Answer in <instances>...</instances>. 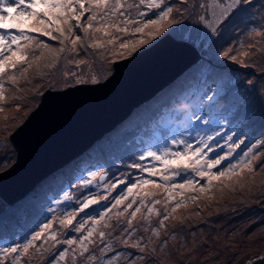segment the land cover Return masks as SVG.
I'll use <instances>...</instances> for the list:
<instances>
[{
  "label": "trees",
  "instance_id": "obj_1",
  "mask_svg": "<svg viewBox=\"0 0 264 264\" xmlns=\"http://www.w3.org/2000/svg\"><path fill=\"white\" fill-rule=\"evenodd\" d=\"M126 2L138 5L139 0H126ZM210 2L211 0H187V4H182L179 0H165V4L173 8V12L169 21L161 23L158 31L150 26L145 28L143 33H135L136 25L130 24L127 32H117L111 25L124 27L121 23L124 17L119 16L118 13L105 25L103 31L97 32L94 29L105 23L99 20L98 14V22H93V29H90L87 35L82 29L79 31L74 29V34L69 36L64 45L60 44L59 39L51 40L40 33L29 32V35L36 37L37 40L33 41L30 51L26 50L28 62L18 64L16 69H9L2 78L5 98L0 101V108H3V111H0V132L5 137H9L8 134L13 131L15 123L22 121L35 108L41 94L46 89H63L69 85H75L74 77L85 81V83H93V78L97 82L102 81L111 74L113 62L134 55L166 33H171L177 39H184L199 45L197 41L202 42L210 32V29L205 28L199 20V16L204 13L208 22H211L212 19L210 16L208 17L209 11L213 10L212 13H214V10H218V8L207 7ZM228 2L229 0H219L222 6H226ZM201 3L206 4V8H200L199 4ZM254 5L247 6L243 13L234 10L227 18L223 19V22L217 27L215 35L217 37L211 40L208 51L203 53L204 59L199 60L194 67H190L168 87L160 91L155 99L143 103L122 124L96 141L77 158L40 182L23 201L20 200L14 205H7L1 201L0 249H3L7 244H13L15 237L30 229V225L38 216L37 214L44 213L42 210L45 205L51 203L52 211L57 212L59 204H54V201L58 202L59 200H55V198L58 199L60 194L67 193L74 188L75 184L80 183L83 177L90 174L92 168L106 174L108 183L114 182L115 159L126 154V149H130L131 146L145 144L157 137L156 130L167 129L163 125L166 121L180 119L186 106L193 104L209 85L214 84L215 88H219L220 91L222 88L227 89L230 87L229 85L233 86V89H240L244 82L252 81L251 85L256 87L260 76L264 74L261 69L264 67V39L256 36L254 29L264 31V27H262L264 26V0H254ZM85 6L88 7L87 0ZM143 7L141 5L122 9V11H126L130 18L137 19L136 16ZM242 7L244 6L242 5ZM176 9H180V11L177 12ZM37 10L39 11V9ZM216 13H219L218 16L222 15L221 12ZM89 15H91V11L86 12L85 16L81 18L82 27L87 26L86 18ZM172 20L177 23H171ZM18 21L20 20L9 22L16 23ZM138 22L142 23V21ZM72 23L74 25L75 21ZM242 23L245 27L253 30L251 36L253 40L249 43V49H247L249 54L246 61L240 60L234 65H238L240 69L245 67L246 74L241 70L231 69L228 71L229 69L226 68L231 65L226 61L216 59V53L219 55L221 51L226 52L225 49H221L219 44H228V41H232L230 36L226 37L225 34L230 32L236 24ZM34 24V18H29L21 26L28 30ZM41 27L43 30L50 31L43 25ZM150 32L155 36V39L148 35ZM197 33L200 39L195 42L189 39L190 36ZM52 35L59 36V33L53 31ZM65 35H68L67 32ZM75 35H79L81 40L77 42L75 51H71L73 46L70 40L74 39ZM141 39L146 42L140 44ZM37 41L47 43L49 48H43L42 45L36 47ZM122 42H129L130 45L135 44V48L130 53L129 50H122L119 47ZM96 45L103 46L97 47ZM250 45H255V47H250ZM61 47H64L65 51L59 53L58 57H53L50 49L59 50ZM252 57L255 60H251ZM223 67H226L225 70H221ZM10 77H14L15 81L13 82ZM223 80H229L227 87L226 83H222ZM245 95H255V93L249 91L243 96ZM231 96H228L227 99ZM241 99H243L242 96ZM250 101L251 115L248 117L245 127L255 121L264 125V94L260 93L259 96L252 97ZM215 105L217 108H224L227 103L221 101ZM243 115L244 113L242 117ZM240 118L241 105L239 104L236 115L231 119L236 121ZM3 120H6L4 124H2ZM7 130H9L8 134ZM256 149H260V151L258 152ZM246 160L250 163H244ZM12 163L8 161L4 166H0V171ZM238 163L239 167L234 174L220 180H213L211 185H208L206 181L203 187L196 188L195 185L175 191L149 187L148 195H145L146 188H143L133 191L124 200L142 198L150 204L148 207H152L155 200H160L161 203L155 204V211L152 213H148L147 207H142L141 211L133 218L131 212L134 211V208L125 213L120 212L117 206L118 211L109 212L115 203L112 201L113 194L120 190L117 188L112 193H108L104 208L92 214L79 213L76 217L90 221L92 217L88 218V216L97 213L100 218V214L107 213L103 220H99L96 226L98 227L97 233L92 238L94 242L101 240L99 232L103 231L105 233L103 240H106L107 244H113L114 248L116 247L113 252L103 253L106 255L103 264L116 257L122 258L120 264H245L248 260L254 259L264 252V142L257 148H253L248 157L242 155ZM249 168H252L253 171L250 172ZM159 181L161 185L164 184L162 180ZM104 189L105 187L98 189L97 194ZM169 195L174 199L170 201ZM194 197L195 199H193ZM73 201L74 204L79 205L77 199H73ZM177 203H180L178 208H176ZM173 208H176L175 212H172ZM73 211H78V208L70 210V212ZM157 211L159 216L156 215ZM169 213L171 215L165 220V226L161 227L159 221ZM129 219H132L131 226L127 224ZM153 230L159 231L160 235H153ZM74 232H76L75 228ZM82 232L76 233L80 235ZM60 236L57 234V238L62 242ZM137 243L138 247L133 246ZM62 245H64L63 249L67 246L63 243L56 246L59 248ZM49 246L45 244L41 251H46L45 249H48ZM76 246L73 245V248ZM141 247L144 248L142 252L140 251ZM39 252L37 247L30 248L29 252L24 255L26 259H21V264H47L49 259L44 262L45 257H40ZM80 258L78 250L76 260ZM10 259L13 260L14 255L5 257L6 261H11ZM72 263L73 261H71Z\"/></svg>",
  "mask_w": 264,
  "mask_h": 264
},
{
  "label": "snow or ice",
  "instance_id": "obj_2",
  "mask_svg": "<svg viewBox=\"0 0 264 264\" xmlns=\"http://www.w3.org/2000/svg\"><path fill=\"white\" fill-rule=\"evenodd\" d=\"M182 4H187V0H179ZM86 0H0V101H2L4 97V84L2 82V78L9 69H16L18 64L27 63L28 55L26 50H31V45L33 41H36L37 38L29 35V32L40 33L42 36L49 37L51 40L59 39L61 45L65 44V41L68 40L69 36L74 34V29L76 31L83 30V32L87 35L90 29H93V22L97 21L98 14L99 20L104 21L105 23L101 25V27L94 29V31H103L105 25H107L112 17L119 16L124 17L121 21L124 27H119L117 25H111L115 27L117 32H127L128 25L135 24L136 27L134 29L135 33H143L145 28L154 27L157 31L160 28L162 22L169 21V18L173 12V8L165 4V0H139L137 4H127L126 0H87L88 7L85 6ZM144 6L148 10L152 9H160L157 12V19H147L146 22L140 23L136 18H130L126 11H122V9H130L138 6ZM242 5L244 7H242ZM78 6V7H77ZM247 6H255L254 0H229L226 6H222L219 3V0H211L210 3L207 4L209 8H221L222 15L220 17H215V13H213L214 23L208 22L204 15L199 16V20L204 24L205 28L210 29L211 34H216L217 27L220 23L223 22V19L227 18V16L233 12L234 10H238L240 12H245ZM200 8H206V4H199ZM40 9L39 11L37 9ZM91 11V15L87 16V26L82 27L81 18L85 16L86 12ZM177 12L180 9H176ZM148 13L146 11H142L139 13V16H146ZM18 17H23V21H18L16 23H11L9 21H17ZM28 18H34L35 24L28 30H25L21 25L25 23ZM72 21H75V25H73ZM171 23H177V21L172 20ZM41 25L50 29L43 30ZM264 27V26H262ZM15 30L13 32L12 30ZM59 33V36H53L52 32ZM256 36L264 39V31L254 29ZM67 32L68 35H65ZM105 34H107L105 32ZM153 39L155 36L150 32L148 33ZM205 38H208L207 35ZM190 40L195 42L200 39L199 34L190 36ZM81 40L79 35H75L74 39L70 40L73 48L71 51H75V46L78 41ZM23 42V43H21ZM111 43V41H109ZM143 39L139 41L140 44L145 43ZM49 48V45L43 41H37L36 47ZM97 47H102L103 45H96ZM122 50H131L135 48V44H131L129 42H122L119 45ZM250 47H255V45H250ZM53 57H58V54L65 51L64 47H61L59 50L50 49ZM232 49L223 53L224 56L228 57L229 52ZM43 54V52H41ZM122 54V53H121ZM248 55V53H245ZM233 61H236V56L232 55L230 57ZM29 67L31 65L29 64ZM27 71V69H25ZM13 82L15 81L14 77H10ZM93 83H96V79L93 78ZM209 100H212L213 97H208ZM0 111H3V108H0ZM196 120H203L205 124H209L210 126L215 124L216 121H209L200 115L195 116ZM215 132V135L209 134L206 138H201L198 140L196 146L193 143L180 139L173 140L172 144L176 146L175 150L164 147L159 151L149 150L146 153L140 154V159L145 160L147 158H151L155 163L143 166L139 163H134L132 167L139 169L141 172H146L150 177L159 176L162 181H164L163 185L157 184L155 181L151 179H140V184H151L153 187H161L164 186L166 188L175 189L177 187L183 188L185 186L193 187L199 181L195 179H188L184 177L185 183L183 185H169L170 180H175L177 176H180L182 173H190L194 174V176L199 177L201 180L206 179L208 185L212 184L213 180H220L223 177L231 176L234 174L239 164H234L231 162V157L233 153L236 152V149L240 148L241 144L244 143V140H236L233 139L234 135H237L235 132L232 134H225L224 139L226 142L227 151L223 152V154H215L212 158L209 157L210 153H215V149L211 146L209 141H214L216 136H220L221 133L216 131L215 128L212 129ZM238 138V137H237ZM182 146V147H181ZM223 148V146H221ZM252 153V148L249 147L247 151L243 153L244 157H248ZM227 162V163H225ZM244 163H250V161L246 160ZM159 165V167H157ZM223 166V167H222ZM215 169V171H213ZM249 171H253L252 168H249ZM104 180L105 175L100 172H92L90 176L82 179L81 186L84 188H89L97 179ZM118 184H125L124 180H119ZM117 183H113L109 186L106 184V189H115L117 187ZM127 191L125 194H122L119 198L115 200V204L112 207H116L117 205H121L125 199L129 195L132 194L133 189L138 187L136 182L125 185ZM203 190V189H201ZM145 195H148L147 193ZM169 200L174 199L169 195ZM65 201L72 200L71 195H65L63 197ZM100 199H107L106 196L101 197ZM100 199L96 198L93 195H85L82 201L79 204L78 211L67 212L64 218L59 219L58 223L63 228H69L74 226V221L76 216L79 213H84L87 209L92 205H96L100 202ZM195 199V197L193 198ZM136 203V199L133 198L125 207V211L127 209H131L133 204ZM160 200H155L153 202L152 207H147L148 213H152L155 211V204H160ZM182 203V202H181ZM142 206L143 201H141ZM180 207V203H177L176 208ZM176 208L172 209V212L176 211ZM110 211V209H109ZM141 211V207L138 206L131 212V216L135 218L136 214ZM122 214V213H120ZM107 213L100 214V219L103 220ZM156 215L159 216V212H156ZM171 213L165 215L163 219L159 221L161 227L165 226V220L169 218ZM53 220H49L46 223H42L38 230H35L30 239L26 238V243L23 244L22 248L20 244L9 245L0 250V264H21V258L29 252L30 248L39 247L44 248L45 244H48L50 241L52 242V247H55L59 243L66 244L68 246L77 245L78 250L81 256L89 252V248L87 246L88 243H94L92 240L93 230L99 221L92 222V228L87 229V234L83 235L77 239H66L64 241H60L57 238V232L53 229ZM78 227H75L76 232H82L85 230V221H77ZM129 226L132 225V219L127 221ZM106 227L108 225H105ZM131 234V233H130ZM153 235L159 236V231L153 230ZM105 233L103 231L99 232V237L103 240ZM42 240V243L37 246L35 244L36 241ZM126 243V241H125ZM133 246H139V244H135ZM46 250V249H45ZM76 248H73V254L76 252ZM140 251H144V248L141 247ZM14 259L11 261H6L5 257L13 256ZM68 256V249H63L58 251L55 255H53L47 262V264H59L60 261H64ZM75 258V257H74ZM90 260L95 261L97 258L95 256H89Z\"/></svg>",
  "mask_w": 264,
  "mask_h": 264
},
{
  "label": "water",
  "instance_id": "obj_3",
  "mask_svg": "<svg viewBox=\"0 0 264 264\" xmlns=\"http://www.w3.org/2000/svg\"><path fill=\"white\" fill-rule=\"evenodd\" d=\"M200 58L193 43L167 33L134 55L115 61L112 73L102 81L45 90L37 107L9 136L17 156L0 171V198L13 205L26 197ZM105 201L100 199L85 213L102 208ZM104 259L100 255L85 264H102ZM245 264H264V253Z\"/></svg>",
  "mask_w": 264,
  "mask_h": 264
},
{
  "label": "rangeland",
  "instance_id": "obj_4",
  "mask_svg": "<svg viewBox=\"0 0 264 264\" xmlns=\"http://www.w3.org/2000/svg\"><path fill=\"white\" fill-rule=\"evenodd\" d=\"M142 11H146L148 14L146 16H143V17L139 16V14H138L136 17H137L138 21H142V23H143V22H146L147 19H149V18L157 19L158 18L157 12L160 10L159 9L148 10L145 7H143L141 9V12ZM214 11H215L214 12L215 17L221 16V15L218 16L219 13H216V12L222 13L221 8H218V10H214ZM212 12H213V10L209 11V14H208V17L210 16V18L212 19L210 23L215 22ZM202 15H204V13H202ZM204 16L206 17V14ZM17 20L23 21L24 18L18 17ZM74 25H75V23H74ZM12 31L15 32L14 29ZM252 31H253L252 29L245 27V25L242 23L240 25L236 24V26H233L231 28L230 32L225 34L226 37L230 36L229 38L232 41H228V44H219V46L221 47V49H225L226 51H229V49H232V51L229 52L228 57H226V56L224 57L222 51L219 55L216 53V59H219L221 61H226L231 66H228L227 68L223 67L221 70H225L224 68H226V69H229L228 71H231V69H233V70H237V71L241 70V72L244 74L247 73V70L245 69V67H242L240 69V67H238V65H234V63L240 62V60L241 61L243 60L245 62L246 59L248 58V55H245V53L249 54V50H247V49H249L248 48L249 43H251V41L253 40V38L251 37ZM216 33H217V31H216ZM215 35L216 34H214V35L211 34V31H210L209 35H208V39L206 38V39L202 40V42L197 41V43L199 45H201V47H199V45L195 44L201 53V58L199 60L204 59V57H202L203 53L205 51H208L209 46H210L209 44L211 43V40H213L217 37V36L215 37ZM161 37H159V38H161ZM246 46H247V48H246ZM216 48L218 49V46ZM216 48H214V49H216ZM232 55L236 56V61H233L230 58ZM251 60H255V59H253V57H252ZM195 65H196V63L192 67H194ZM229 67H231V68H229ZM243 68H244V70H242ZM261 69L263 70L262 71V73H263L264 67ZM112 71H113V67H112ZM74 78H75L74 81H76V84L80 83V82L85 83V81H81V79H78L77 77H74ZM241 78H243V77H241ZM228 82H229V80H223L222 83H226V87H227V84L229 85ZM251 82H244L240 89H233L234 87L231 85H229L230 87H228L227 89L222 88L220 91H219V88H215L214 84H211L208 87H206L204 92L197 99H195L193 104H191L190 106H186V109H185V111H184V113L180 119L176 118V119H173L171 121H166L165 123H163V125H164V128H167V129L156 130L155 133L157 134V137H155L154 139H152L151 141H149L145 144L142 143L140 145L136 144V145L131 146L130 149H126V152H125L126 154H124L121 158L115 159L114 163H115L116 176H115L114 182L108 183V178H107L108 176L105 175L104 180H100L98 178L97 181L94 182L89 188H84L81 186V182H82V180H81L80 183L75 184L74 188H72L70 191H68L67 193L60 194V197L58 199H56V200H59L58 202L54 201V204H57V205L59 204V206L57 208L58 209L57 212L52 211L53 205L51 203L48 205H45L44 210H42V212H44V213L37 214L38 216L34 219V223H32L30 225V229L25 230L22 234H19L17 237H15L13 244L14 245L15 244L23 245L24 243H26V238L30 239L31 234L35 230H38L39 226L42 223H46L49 220L54 221L53 222V228L57 232V234L61 235L60 236L61 240L64 241L65 239H68V238L79 240V238L81 236L87 234V231H86L87 229L92 228V222L94 220L99 221L100 218L98 217L99 214H97V213L92 215V216H88V218L92 217V219L90 221L76 217V219L74 221V226L69 227V228L61 227L58 223V220L64 218L65 214L67 212H70V210L72 208H75V207L79 208V205L74 204L73 199H77L78 200L77 204H80V202L82 201V199L85 195H93L98 199L101 198L102 196L108 197V195H109L108 193H112L114 189H111V190L106 189V187L104 185H106L107 183H108L107 185L109 186V188H110L111 184L117 183L118 186L115 189H117V188L120 189L117 193L113 194L112 201H114V202L122 194L126 193L127 188L125 185L131 184L133 182H136L138 184V187L136 189H133V191L146 188L145 192L147 193L149 190V187L150 188H157V187H153V185H151V184H140L139 181L141 178L142 179H151V180L155 181L157 184L161 185V183L159 181L161 179L159 176L150 177L146 172H141V171H139V169L132 167V165L134 163H139L143 166H148V165L155 163L154 161L151 160V158L141 160L140 154L146 153L149 150L159 151L160 149H162L164 147H168V148L175 150L176 146L172 144L173 140L184 139V140H187V141L193 143V145L196 146L199 139L206 138L207 135H209V134L215 135V132L212 131V129L215 128V130L219 131L221 133V135L216 136L214 141H209L211 146L215 149V153L209 154V157L212 158L215 154H217V153L223 154V152H226L228 150L227 147L225 146L226 142L224 139V135L225 134H232L233 132H235L237 135H234L233 139L236 140V142H239V140H244V143L241 144L240 148L236 149V152L233 153V155L231 157L232 163L239 164L238 161L241 159V156L243 155V153L249 149V147H251L252 149L255 147L257 148L259 144L261 145L264 142V125L255 121V122L251 123L250 126L245 127V124L248 122V117L251 115V109L252 108L250 106V103H251L250 99H252V97H254V96H259L260 93L264 94V74L260 76V79L258 80L256 87H253L251 85ZM86 83H88V82H86ZM73 85L74 84H72V86ZM69 86H71V85H69ZM249 91L254 92L255 95L243 96L244 94H247ZM228 96H231V97H229L227 99ZM238 96H240V97H238ZM241 96L244 100L241 99ZM155 97L153 99H155ZM208 97H213V99L209 100ZM221 101L225 102V104L227 103L228 107L226 106L224 108L223 107L217 108V105H215V104H217ZM39 102H40V100H39ZM38 103H37V105H38ZM239 104L241 105V118L235 121V120H232L231 117L236 115V111H238ZM37 105L35 106V108L37 107ZM35 108H33L32 110H34ZM29 113L26 115V117H24V119L22 121H19V123H17V122L15 123V127H14L13 131L18 126H20V124L27 118ZM243 113H244V115L242 117ZM196 115H200L209 121L215 120L216 123L210 126L209 124H205L203 122V120H199V121L196 120L195 119ZM5 122H6V120H3L2 124H4ZM241 127H242V130H241ZM247 128H249V129H247ZM249 131H250V135H249ZM8 132H9V130H7V134H8ZM12 132H10V134ZM8 136H9V134H8ZM221 146H223V148H221ZM256 150L258 152L260 151V149H256ZM15 154H16V151L14 150V147L11 145L9 138L5 137L4 134H2V132H0V166L1 167L4 166L8 161L14 162ZM225 163H227V162H225ZM157 167H159V165H157ZM213 171H215V169ZM92 172H100L101 173V171L96 170L95 168H92V170L89 172L90 174H88V176H90ZM88 176L83 177L82 179L87 178ZM184 177H187L188 179L198 180L199 182L196 184V188L203 187L205 185V182H206V179L201 180L199 177L194 176V174L183 173L180 176H177L175 178V180L169 181L168 183H169V185H171V184H175L177 186L183 185L185 183ZM121 179L125 181V184H118V181ZM162 182L164 183V181H162ZM103 187H105V189L103 191H101V193L97 194L98 189H100V188L102 189ZM158 188L162 189V188H166V187L161 186ZM185 188H188V186H185ZM168 189L175 191V190H178L179 187H177L175 189L166 188V190H168ZM65 195H71L73 199L70 201H65L63 199V197ZM24 199H22V201ZM1 201L2 200L0 199V206H1ZM130 201L131 200L124 201L123 204H121V205L125 204L124 206L117 205L119 211L127 213L130 209H127V211H125V207ZM141 201H143V205H146V206H142ZM106 202H107V199H106ZM106 202H105V204H106ZM149 205L150 204L146 200H144L142 198H136V203L133 204L132 209L133 208L135 209L138 206H140L141 208L142 207L146 208ZM116 211H118L116 207H111L109 212H116ZM81 220L86 222L85 223V230L80 235H78L76 232H74V228L76 225L79 226L78 223H76V222L81 221ZM97 228L98 227H95L93 230V237L97 233ZM72 232H74V233H72ZM42 240H43V238L41 240L36 241L35 244L37 246H39L42 243ZM13 244H9V245H13ZM89 244H87V246L89 248V252L84 254V258H82L83 256H81V258L78 260H76L77 259L78 246H76L77 250H76L75 254H73V251H72L73 246L67 245L64 249H68V256L65 258L64 261H60L59 264H71V261H73V263H75V264H85L86 261L90 260L89 256L98 257L101 254H103L104 252L105 253L113 252L116 249V247L114 248L113 244H107L106 240H100L99 239V240H96L94 243H92L90 246H89ZM9 245L7 244L5 247H7ZM47 246H49V247H48V249H46V251H41V248L37 247L38 250H40V252H39L40 257H43V258L45 257L44 262H46L48 259H50L55 253H57V251L59 249L62 250L64 247V245L60 246L59 248H57V246L52 247L51 241L47 244ZM0 250H2V249H0ZM32 251H34V250H32ZM21 259H26V257L23 256ZM10 260H12V259H10ZM121 261H122L121 257L119 259L116 257V258H113L112 260L110 259L106 264H120Z\"/></svg>",
  "mask_w": 264,
  "mask_h": 264
}]
</instances>
